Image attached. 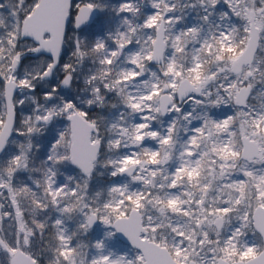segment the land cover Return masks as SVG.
<instances>
[{
    "label": "snow or ice",
    "instance_id": "1",
    "mask_svg": "<svg viewBox=\"0 0 264 264\" xmlns=\"http://www.w3.org/2000/svg\"><path fill=\"white\" fill-rule=\"evenodd\" d=\"M0 81V264H264V0H0Z\"/></svg>",
    "mask_w": 264,
    "mask_h": 264
},
{
    "label": "rangeland",
    "instance_id": "2",
    "mask_svg": "<svg viewBox=\"0 0 264 264\" xmlns=\"http://www.w3.org/2000/svg\"><path fill=\"white\" fill-rule=\"evenodd\" d=\"M30 2V1H29ZM69 28H71V26H69ZM69 34L71 35L72 33H71V31L69 32ZM65 47L67 48V47H69V49H70V45H68V44H66L65 45ZM68 56V55H67ZM69 57L70 56H68V58L66 59L65 58V62H67L68 60H69ZM46 59V58H45ZM64 63V62H63ZM86 64H88L89 62L88 61H86L85 62ZM29 64H31V63H25V64H23L25 67H27ZM21 71H23V68L21 69ZM82 78L80 79V81H79V84L82 86ZM48 86L47 85H45V88H47ZM0 88H3V82L2 81H0ZM67 91V90H66ZM76 91V86L74 85V87H73V89H72V92L74 93ZM36 95H37V97L42 101L43 100V97H42V95H41V92H40V89L38 88L37 89V92H36ZM14 98H21V97H19V94H18V92L17 93H15L14 94ZM1 104H2V106H3V111H4V101H3V99L2 100H0V110H1ZM22 107H24V106H21V105H19V104H17V106H16V118H17V124L19 123V120L20 119H22L24 116H27V115H29L30 114V108H28V107H24V110L23 111H21V108ZM185 107H187V105L185 106ZM98 111V110H97ZM218 111V110H217ZM0 114H1V111H0ZM91 114H95V112H92ZM68 125H67V121L66 120H64L63 118H61V121L58 123V125H57V128L58 129H62V128H66ZM12 138L13 139H17V140H19V139H21V137H19V136H17V134L14 132L13 133V136H12ZM148 146L149 147H153V148H156V147H158V145H156L155 144V142H151V141H149L148 142ZM73 175H75V173H72ZM101 179H103V178H101ZM102 229H103V226L101 225L100 226V228L99 229H95L94 228V230H92V232H91V234L89 235V237H87L86 239H84V243H87V242H89V241H91V240H93L95 237H97V236H101L102 237V235H103V232H102ZM118 247H121V246H118ZM128 247H130V246H128ZM85 251H89L88 249H85ZM93 252L95 251L94 249L92 250ZM46 263V260L45 259H41V264H45Z\"/></svg>",
    "mask_w": 264,
    "mask_h": 264
},
{
    "label": "trees",
    "instance_id": "3",
    "mask_svg": "<svg viewBox=\"0 0 264 264\" xmlns=\"http://www.w3.org/2000/svg\"><path fill=\"white\" fill-rule=\"evenodd\" d=\"M30 1V0H29ZM113 2H115V0H113ZM149 3H150V0H149ZM226 7V6H225ZM67 51L69 52V56H71V47H70V49H69V47H67ZM65 53V52H64ZM45 58H47V56H45L43 59H45ZM61 62H62V57H61ZM25 63H31L32 65H35V63H36V60L34 59V58H30V59H27V60H25V61H23V64H25ZM61 74V73H60ZM0 90H2V88H0ZM3 99V97H0V100H2ZM4 105V104H3ZM1 114H4V111H3V106H2V104H1ZM37 155H39V154H37ZM54 215V214H53ZM48 233H46V235H47ZM41 259L43 260V259H45L46 260V263L45 264H48V261H47V254L45 253L44 255H41Z\"/></svg>",
    "mask_w": 264,
    "mask_h": 264
},
{
    "label": "flooded vegetation",
    "instance_id": "4",
    "mask_svg": "<svg viewBox=\"0 0 264 264\" xmlns=\"http://www.w3.org/2000/svg\"><path fill=\"white\" fill-rule=\"evenodd\" d=\"M67 55L69 56V52L67 51V48L65 47L64 50H63V52H62V56H61L62 57V62L61 63L65 62V58L66 59L68 58ZM59 75L62 78L63 73L61 72V74H59Z\"/></svg>",
    "mask_w": 264,
    "mask_h": 264
},
{
    "label": "water",
    "instance_id": "5",
    "mask_svg": "<svg viewBox=\"0 0 264 264\" xmlns=\"http://www.w3.org/2000/svg\"><path fill=\"white\" fill-rule=\"evenodd\" d=\"M48 55L49 54H45V56H47L48 57ZM3 101H4V105H5V103H6V100L3 98ZM128 246H130L131 247V245L129 244Z\"/></svg>",
    "mask_w": 264,
    "mask_h": 264
}]
</instances>
